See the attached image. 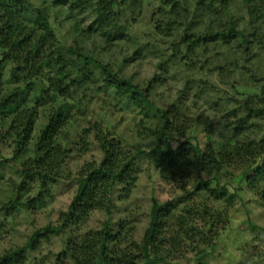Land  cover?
Segmentation results:
<instances>
[{"label":"trees","instance_id":"trees-1","mask_svg":"<svg viewBox=\"0 0 264 264\" xmlns=\"http://www.w3.org/2000/svg\"><path fill=\"white\" fill-rule=\"evenodd\" d=\"M152 3V31L135 36ZM148 60L155 73L139 83L128 70ZM237 70L242 78H230ZM96 98L111 117L132 112L135 132L153 147L132 150L94 123L79 146L87 153L94 136L101 161L74 176L58 222L5 250L0 264H27L52 237L64 243L57 264L221 262L232 209L264 207V0H0V146L10 150L0 158V235L73 177L72 134ZM221 120L229 134L220 137ZM146 158L171 199L153 202L137 241L134 221L114 219L115 194L122 189L125 201ZM6 165L17 180L6 179ZM95 212L107 220L81 234Z\"/></svg>","mask_w":264,"mask_h":264},{"label":"rangeland","instance_id":"rangeland-1","mask_svg":"<svg viewBox=\"0 0 264 264\" xmlns=\"http://www.w3.org/2000/svg\"><path fill=\"white\" fill-rule=\"evenodd\" d=\"M154 4L150 5V9H146V14L138 20V23L132 27L131 32L135 36L147 37L152 31L150 23V16L153 12ZM158 7V5L156 6ZM238 4L235 5L236 10H240ZM139 62L133 65L128 70L129 75H135L138 79L137 82L142 80L147 81L155 73L154 64L150 62ZM202 75H207L210 72L204 70L201 72ZM241 71L237 70L234 75L230 78H242L240 77ZM229 78V79H230ZM214 82L223 87L231 88V84L222 85L218 77L214 76ZM232 81V80H230ZM158 94L166 97V92H161L159 88ZM172 92V91H171ZM101 99L107 98L104 94H101ZM114 100V99H113ZM116 100V98H115ZM116 104V102H114ZM98 98L92 106L89 107V112L84 118L79 119L78 123L75 124V130L72 134V142L70 149L74 150L68 160L69 172L73 174L71 179L62 181L55 189H53L54 197L48 202L47 206L37 211H33L31 214L20 213L13 224L9 223L7 229L0 235V255L8 249H14L17 247L24 246V244L30 239V237L39 230H43L46 226L55 224L58 222L60 214L63 211H67L74 194L77 189V183L73 179L76 174L82 169V167L91 162H100L102 159V153L94 142V136L91 137L90 151L87 153H81V147L79 141L84 136L85 131L90 129L92 125L98 121H101V127L103 130L115 137L124 139V142L132 150H146L149 151L153 147L152 142L140 138L135 132L134 127V114L132 112H122L118 115L111 117L108 109L100 108ZM120 108V107H119ZM220 119V118H219ZM226 120L219 121V136L221 132L225 131V134H229ZM108 131V132H107ZM218 136V137H219ZM220 140V139H219ZM10 150L4 146H0V158L2 155L8 156ZM5 158V157H4ZM5 177L6 179L12 178L17 180V175L14 174V169L9 168L6 165ZM139 176L136 186L132 188L131 194L125 199V201H118L117 199L121 196L122 189H119L115 194V202L118 205V212L114 215V219H127L135 222L137 232L135 239L141 241L146 228L150 222V212L154 201L158 202L160 206H163L166 202L171 199L170 190L171 186L165 183L158 175L152 162L149 159H143L139 162ZM68 173H65V178L68 177ZM5 190L7 188L3 187ZM0 199H3V195L0 192ZM247 198L243 199L246 202ZM1 207V202H0ZM107 220L105 214L101 212H95L88 219V221L81 226L80 233L84 234L89 230L98 229L101 224ZM230 225L224 234V241L222 247L219 249L224 251L221 262L217 260H211L210 264H264V244H261L259 240L254 239L260 230H264V207H259L253 203L241 202L232 209L230 212ZM254 228H257L254 231ZM264 237V233L259 234ZM64 249L63 240L60 238L52 237L49 242H43L37 252L28 255L27 264H57L56 256ZM194 255H188L187 261L189 264H193ZM64 264H72L71 261H66Z\"/></svg>","mask_w":264,"mask_h":264}]
</instances>
